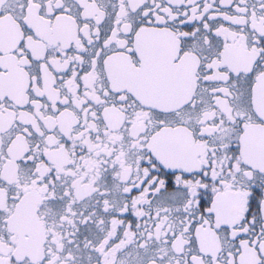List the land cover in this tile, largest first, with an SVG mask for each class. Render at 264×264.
Returning a JSON list of instances; mask_svg holds the SVG:
<instances>
[{"label":"snow or ice","instance_id":"6c2138e0","mask_svg":"<svg viewBox=\"0 0 264 264\" xmlns=\"http://www.w3.org/2000/svg\"><path fill=\"white\" fill-rule=\"evenodd\" d=\"M0 264H264V0H0Z\"/></svg>","mask_w":264,"mask_h":264}]
</instances>
